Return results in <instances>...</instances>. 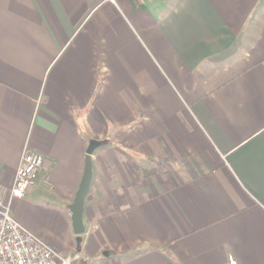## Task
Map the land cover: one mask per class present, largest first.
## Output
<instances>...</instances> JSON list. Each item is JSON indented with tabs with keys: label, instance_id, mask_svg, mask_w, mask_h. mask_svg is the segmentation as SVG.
Listing matches in <instances>:
<instances>
[{
	"label": "crops",
	"instance_id": "crops-1",
	"mask_svg": "<svg viewBox=\"0 0 264 264\" xmlns=\"http://www.w3.org/2000/svg\"><path fill=\"white\" fill-rule=\"evenodd\" d=\"M25 150L12 214L75 264H264V0H0L1 200Z\"/></svg>",
	"mask_w": 264,
	"mask_h": 264
},
{
	"label": "built area",
	"instance_id": "built-area-1",
	"mask_svg": "<svg viewBox=\"0 0 264 264\" xmlns=\"http://www.w3.org/2000/svg\"><path fill=\"white\" fill-rule=\"evenodd\" d=\"M45 172L44 156L25 150L8 198L0 199V264H75L79 258L62 256L12 214L13 200L24 198Z\"/></svg>",
	"mask_w": 264,
	"mask_h": 264
},
{
	"label": "water",
	"instance_id": "water-1",
	"mask_svg": "<svg viewBox=\"0 0 264 264\" xmlns=\"http://www.w3.org/2000/svg\"><path fill=\"white\" fill-rule=\"evenodd\" d=\"M95 147V145H91L87 150L85 159V171L79 188L76 192L75 198L73 202L69 205V209L71 211L72 227L76 235H81L86 231L84 224V203L90 191L93 179V166L91 162V155L93 154Z\"/></svg>",
	"mask_w": 264,
	"mask_h": 264
}]
</instances>
